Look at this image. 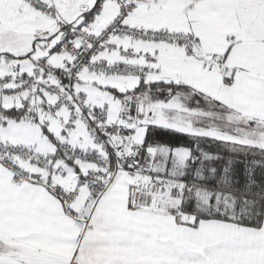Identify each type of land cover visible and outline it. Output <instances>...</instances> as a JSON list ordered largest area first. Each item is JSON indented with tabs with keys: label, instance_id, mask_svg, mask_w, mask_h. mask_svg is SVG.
<instances>
[{
	"label": "snow or ice",
	"instance_id": "6c2138e0",
	"mask_svg": "<svg viewBox=\"0 0 264 264\" xmlns=\"http://www.w3.org/2000/svg\"><path fill=\"white\" fill-rule=\"evenodd\" d=\"M0 264H264V0H0Z\"/></svg>",
	"mask_w": 264,
	"mask_h": 264
}]
</instances>
